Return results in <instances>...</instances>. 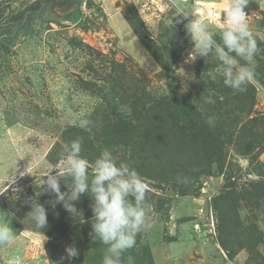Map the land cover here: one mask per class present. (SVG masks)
<instances>
[{
    "label": "rangeland",
    "instance_id": "1",
    "mask_svg": "<svg viewBox=\"0 0 264 264\" xmlns=\"http://www.w3.org/2000/svg\"><path fill=\"white\" fill-rule=\"evenodd\" d=\"M195 1L181 2L192 12ZM246 7L261 11L249 27L264 49V0ZM175 13L156 16L145 0H0V210L13 213L16 233L0 264H103L90 193L73 215L40 187L76 139L90 164L108 149L148 186L151 227L125 264L137 244L145 253L135 264H264V51L254 58L256 83L234 92L214 53L187 60L189 18ZM210 30L222 43V29ZM39 158L46 163L35 167ZM33 200L47 212L40 231ZM69 246L78 251L71 261Z\"/></svg>",
    "mask_w": 264,
    "mask_h": 264
},
{
    "label": "clouds",
    "instance_id": "2",
    "mask_svg": "<svg viewBox=\"0 0 264 264\" xmlns=\"http://www.w3.org/2000/svg\"><path fill=\"white\" fill-rule=\"evenodd\" d=\"M248 3L249 0H226L222 9L223 22L220 25L222 43H218L209 23L202 18L203 12L194 16L182 6L181 0H172V7L176 10L174 17H192L184 24L193 43L187 60L194 62L198 57L205 58L214 53L220 62L217 71L223 77L224 85L234 92H244L249 84L256 83L254 58L264 51L258 47L257 39L249 27L251 17L245 12ZM171 25L172 21L169 26ZM205 102L214 104L215 100L210 96ZM75 123L86 132L92 130V121L87 117H80ZM207 123L210 127L214 126L215 117H209ZM81 152L82 139L73 140L66 145L60 172L52 174L51 171L41 177L40 187L42 192L55 194L56 202L73 215L77 214L74 202L81 195L90 193L88 196L93 202L92 239L107 246L103 264H125L124 254L136 246L137 235L151 227V209L146 201L148 186L127 163L118 164L108 149L100 152L94 164H90ZM45 163L44 158H39L34 166L42 167ZM90 167L93 173L91 176ZM64 176L69 177V183H65L68 190L62 192L60 184ZM29 213L36 229L40 231L47 227V212L41 204L33 200ZM12 215L13 213L0 210V247L15 242L16 233L10 227ZM65 251L69 261L78 256L74 246L67 247ZM126 262L135 264V258L129 255ZM9 264L17 262L12 260Z\"/></svg>",
    "mask_w": 264,
    "mask_h": 264
},
{
    "label": "built area",
    "instance_id": "3",
    "mask_svg": "<svg viewBox=\"0 0 264 264\" xmlns=\"http://www.w3.org/2000/svg\"><path fill=\"white\" fill-rule=\"evenodd\" d=\"M182 1V0H181ZM226 0H222L219 3H213L209 6H203L200 2H194L192 14L199 16L202 12L204 13L203 19H205L210 26L221 28L220 25L223 22L222 9ZM172 7V0H145V8L150 10L152 14L159 16L162 15L167 8ZM245 12L251 17L249 21H256L260 18V10L256 8H245ZM191 19V15L188 17ZM196 230L200 229V224L194 225Z\"/></svg>",
    "mask_w": 264,
    "mask_h": 264
},
{
    "label": "trees",
    "instance_id": "4",
    "mask_svg": "<svg viewBox=\"0 0 264 264\" xmlns=\"http://www.w3.org/2000/svg\"><path fill=\"white\" fill-rule=\"evenodd\" d=\"M136 32L140 38H141V36H143V32H142L141 27L137 28ZM180 112H182V115L184 116V119L187 122H192V124L195 123L194 119L191 118V115L193 114V110L191 108H189L188 110H187V108L186 109L180 108ZM135 249L136 250H133V251H135L138 254V255H135V260H138V258H140V256L143 253H145V251L142 250V247L139 244H137V247Z\"/></svg>",
    "mask_w": 264,
    "mask_h": 264
},
{
    "label": "crops",
    "instance_id": "5",
    "mask_svg": "<svg viewBox=\"0 0 264 264\" xmlns=\"http://www.w3.org/2000/svg\"><path fill=\"white\" fill-rule=\"evenodd\" d=\"M196 2H200L201 4H202V3H206L207 6H208V4H209V3H207V1H206V2L204 1V2H203L202 0H198V1H196ZM210 4H211V3H210ZM210 4H209V5H210Z\"/></svg>",
    "mask_w": 264,
    "mask_h": 264
}]
</instances>
